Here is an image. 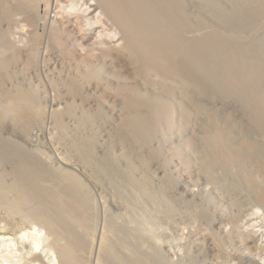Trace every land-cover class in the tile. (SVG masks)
I'll list each match as a JSON object with an SVG mask.
<instances>
[{
    "label": "bare ground",
    "instance_id": "bare-ground-1",
    "mask_svg": "<svg viewBox=\"0 0 264 264\" xmlns=\"http://www.w3.org/2000/svg\"><path fill=\"white\" fill-rule=\"evenodd\" d=\"M49 1L0 0V264H25L26 259L29 264L37 259L41 264H89L99 236L98 208L87 195L85 179L60 165L51 168L45 153L29 150L34 140L32 125L45 118L41 98L25 81L42 39L57 52L86 61L85 80H73L74 84L71 78L69 94L83 104L91 98L88 92L94 91L104 101L110 117L116 116L111 122L115 145L129 147V158L136 154L142 161H160L165 178L176 175L178 182L194 187L202 182L211 185L193 195L185 190L195 202L213 199V189L219 185L236 195L235 199L220 197L221 205L214 212L223 220L225 215L237 222L239 214L233 209L238 204L255 202L264 209V0H70L58 10H52ZM15 13H25L31 21H39L43 13L46 26L41 32L35 29L40 33L32 30L33 38L27 36L30 39L21 44L10 32ZM83 113L90 136L87 132L78 137L72 148L86 167L97 169L96 127L92 129L93 117ZM109 155V161L118 165L119 177L139 190L149 189L148 174L137 176L130 165L122 164L129 159L127 154ZM219 164L235 173L238 165L242 170L233 173V183L224 182V174L217 172ZM33 199L47 204H36ZM16 204H31L38 213L36 224L16 231ZM102 239L104 252L98 264H127L129 260L149 264L150 253L140 254L137 247L136 255L133 249L128 253L133 258L121 252L125 237L121 250ZM203 240L198 242L200 251L205 248ZM20 241L25 250L17 254ZM29 254L34 255L30 258Z\"/></svg>",
    "mask_w": 264,
    "mask_h": 264
},
{
    "label": "rangeland",
    "instance_id": "rangeland-1",
    "mask_svg": "<svg viewBox=\"0 0 264 264\" xmlns=\"http://www.w3.org/2000/svg\"><path fill=\"white\" fill-rule=\"evenodd\" d=\"M57 1L59 0L49 1L52 10H58L60 5L68 4L70 2V0H62V3H57ZM40 14L41 15L39 21L37 20L39 22L38 23L37 21H35L36 19H33L31 21V18L25 13H15V16L12 19V24L10 26V32L13 35V39L15 38L14 40L16 41H19L21 39L22 41L20 40V43L22 42L24 44L25 42L23 41L33 38L34 31L32 30H35L37 27H39L36 30L39 29V31L41 32L46 25L45 23H43L45 21V15H42L43 13ZM52 14H54V12ZM104 28L107 31L110 29L108 23L104 25ZM99 29L105 31V29H103L102 27ZM27 36L31 37L28 38ZM18 38L19 40H17ZM77 57L78 56L65 51L63 53L57 52L56 49L48 47L46 41L43 42L42 39V43L38 51V58L35 59L27 69L28 74L26 73L25 81L31 90H34V92L38 93V97L41 98L40 101L42 102L41 106L45 108V118L43 122H37L35 123V125L33 124V128H31L30 130V137H32L31 139H34L32 141V144L34 146H29V150L31 152L37 151L38 153L40 151V154H43V156L45 153L44 158L48 161L49 164H53H51V168L55 169L60 165L63 168H61L60 166L57 168L65 170L69 169V171L71 170L72 172H77L76 174L78 176H81L80 178H82V181L85 179L83 183L85 182L86 184H84L87 185L85 187L89 188V193L86 194L89 196V198L92 196L91 199L95 204V209L98 208L97 214L99 215L96 226L99 236L96 241L97 243L93 244L95 246L92 247L93 252L89 264H98V259L103 258L104 246H101L102 244L100 240L102 239V237H105V240L107 239L106 242L110 240L108 241V244H110V246H114L115 248L118 246L116 248L117 250H121V248H123V244H125L124 241H126L127 239L125 244L127 246V250L125 246L121 252H124L127 256H131L133 258L134 255H132V253H128L133 249V254L136 255V250L134 249V247H137V250H139L140 254L144 253L143 255L146 256L150 253L148 255L149 257H147L146 259L148 260L149 264L150 261H153V264H248V262L249 264H264V209H260L259 207H257V205L254 204L255 202L253 203V205L252 202H250V205L238 204L239 206L237 205L236 208L233 209V211L235 210L234 213L236 212L235 214H239L237 222L233 223L232 220L225 215V220H223L219 217V215L215 216L217 211H214L218 209L219 204L221 205L220 200L222 197L226 199H233L236 195L233 196L232 193H228L222 190L219 185L217 187L220 188L222 192H220L219 194L220 189L215 187L213 189L215 195L213 199H199V201L197 200L195 202L192 199V196H188L187 194L185 195V190L192 193L199 190L200 188H210L211 185H209L207 182H202L198 187H194L188 183L178 182V178L175 179L176 175H171L172 178L171 176L167 177L172 181V185H169V179L167 180V178H165L166 175L164 172V165L162 166L160 161H142L143 159L137 158L136 154H132L129 158L130 153L129 151H127L129 147L123 148V146L119 144V146L115 145L116 133L113 130V123L115 122L114 119L116 116L113 115V119L110 117V115L112 114L107 113L106 110L108 108L103 107L104 101L96 98V94L94 91L88 92L91 95H89L91 98L89 101L86 100V102H83V104H81V99L79 100L76 98L77 102H75L74 95L69 94L70 92L67 89V84L71 83V78L73 83L75 80H77L76 82H80L81 80L83 82L85 80L82 75V70L83 68H86V61L80 57ZM55 81V84L58 87L53 85ZM58 82L61 84H59ZM73 99L75 104H71ZM56 108L57 111L55 110ZM84 111L85 113H83ZM89 112H91V114H89ZM59 113L61 115H59ZM82 113L83 115L86 114L93 117L91 118L90 122L91 125L94 126L92 128L93 130L96 127V131L94 130V132H97L94 136V140L96 141L94 161L97 165L96 168L98 167L99 169H93L92 166L86 167L87 164L85 165L79 157V154L75 152V147L72 148L78 137L82 135L86 136L87 132V136H90L89 133L91 131L88 129L90 127H87L84 124V119H82V117L84 116H81ZM53 114H57L58 116L55 117ZM109 117L111 120H109ZM55 122H63L64 125H60V123L58 125V123ZM92 122L94 123L92 124ZM80 130H82L83 133ZM76 132H78L79 134ZM12 138H15L16 141L19 140L16 137ZM112 144L113 146H116V148H113L114 150H111ZM113 151L117 152L113 154ZM123 151L124 153L121 154ZM110 152L113 156H116L117 154L118 156L127 154L129 159L125 160V162H123L122 164H127L128 166L130 165L134 169V172L137 176H139L140 174H148V176L152 180V182L149 181L150 185L148 189L151 191L147 193L148 190H139L138 188L130 185V183L128 184L127 180L123 176L119 177L117 175L119 173H117L116 171L118 166L117 163L114 162L113 159L112 161H109ZM112 167L114 169H112ZM236 167L237 170H234L236 171L235 173L233 172V170H227L228 168L226 166H221L219 164V166L217 167V172L219 174L221 173V175L224 174V182L230 181L229 183H231L232 181L234 182L236 175H238L242 170L241 166L240 168L239 165ZM236 167H234L233 169H236ZM233 173H235L236 175ZM174 180L175 183L173 182ZM151 183L153 186L151 185ZM163 186L167 188L166 191H164L165 188H163ZM193 188L196 189L192 191ZM85 190V192H88V189ZM162 190L163 192H161ZM155 194H159L160 196H156ZM221 194L222 196H220ZM191 195H193V193ZM218 195L219 198H217ZM14 196H17L16 193H14ZM238 197L240 199L242 198V195H238ZM33 200H35L34 202L37 201L38 203L43 202L36 199ZM33 200L31 204L34 203ZM31 204H22L23 206H19L16 204V212L14 213L15 223L13 226L14 229L16 228V231L22 226L29 227L36 224L38 213H35L36 211H33L34 209H31ZM42 204H44L45 206V204L47 203L44 201ZM194 205L195 207L196 205H198L196 209L197 211L194 210ZM194 213L197 214L195 215ZM109 216H112L114 218H110ZM111 222H113L112 225ZM252 224H257L256 226H254L255 229L253 228ZM15 225L17 227H15ZM116 227H119V229ZM229 230L231 232H228ZM245 232L252 236L247 239L244 238L241 235ZM224 233H226V235ZM227 233H230L231 236H227ZM124 234L126 235L124 236ZM115 236L117 238H115ZM123 237H125L124 241H122ZM202 240L205 244V248L200 251V249L198 248V242H202ZM214 240H218L219 243L217 241L214 242ZM253 240L257 241V243L255 244ZM121 241L122 244H120ZM219 244L221 245V248ZM218 246L219 250L217 249ZM99 249H101L102 251ZM17 250V254H19L20 251L25 250V247H23L22 245V241L17 244ZM217 252L219 253V255ZM30 255L34 254H29V256ZM99 255L101 256V258H99ZM45 259L47 261V258ZM24 261L25 264H29L27 262V259ZM133 262L134 261L129 260L126 263L138 264L137 262ZM41 263L42 260L40 259L32 260V264ZM121 263L124 264V261H122Z\"/></svg>",
    "mask_w": 264,
    "mask_h": 264
}]
</instances>
